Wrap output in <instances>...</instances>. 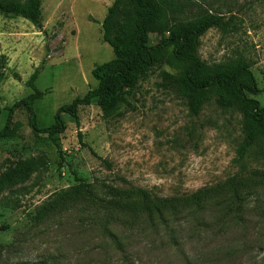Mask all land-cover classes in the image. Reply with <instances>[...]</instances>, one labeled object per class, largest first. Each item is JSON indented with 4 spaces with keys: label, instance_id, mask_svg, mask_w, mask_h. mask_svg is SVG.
Returning a JSON list of instances; mask_svg holds the SVG:
<instances>
[{
    "label": "rangeland",
    "instance_id": "1",
    "mask_svg": "<svg viewBox=\"0 0 264 264\" xmlns=\"http://www.w3.org/2000/svg\"><path fill=\"white\" fill-rule=\"evenodd\" d=\"M173 1L184 23L207 14L232 17L229 28L210 27L199 37L196 54L207 64L241 57L260 89L247 95L264 106V0ZM111 2L40 0L37 26L0 13V130L7 108L31 92L34 70L33 85L43 92L33 102L39 127L97 84L91 69L113 57L100 25ZM176 72L166 62L150 66L120 114L103 118L93 101L78 105L77 125L61 113L59 150L45 133L31 132L22 107L14 109L0 136V171L16 161L29 171L24 181L0 190V264H264V142L234 162L240 115L213 97L190 113L168 84L165 74ZM105 186L161 197L201 187L220 191L201 210L149 219L99 201L107 197ZM72 189L78 193L35 217L38 206Z\"/></svg>",
    "mask_w": 264,
    "mask_h": 264
},
{
    "label": "trees",
    "instance_id": "2",
    "mask_svg": "<svg viewBox=\"0 0 264 264\" xmlns=\"http://www.w3.org/2000/svg\"><path fill=\"white\" fill-rule=\"evenodd\" d=\"M179 7L173 0H112L100 22L101 39L113 53L107 61L95 65L91 75L97 84L80 97H74L69 103L62 104L53 113L52 122L39 127L33 110V102L43 92L38 90L33 81L37 70L27 80L31 92L13 102L7 108V116L0 130L3 136L9 127L14 109L22 107L26 111L27 124L33 134L45 133L57 150L59 143L56 136L64 129L61 113L72 117L77 125V107L92 101L99 107L103 118L120 114V108L130 107L126 98L137 80L152 65L166 62L177 68L174 76L168 77V84L185 98L190 113H198L203 102L213 97L223 108H231L240 115L242 139L236 148L234 162L239 163L247 149L257 141L264 142V106L255 98L260 89L255 83L248 64L241 57L230 58L224 62L207 64L196 54L199 37L210 27L225 30L231 26V16L223 19L221 15L207 14L192 22H182L175 16ZM0 13L20 16L37 26L40 17V0H0ZM155 37L149 40V35ZM24 162L16 161L0 171V190L25 180ZM234 198L239 200V193L234 184L228 185ZM106 198L99 201L106 205L128 211L136 218L138 215L159 219L167 213L185 208L201 210L213 196L219 193L217 186L201 187L179 197H161L137 187L116 188L105 186ZM68 193H58L52 200L38 206L35 217L41 218L55 206L57 200ZM231 209L239 208L232 203ZM237 204V205H236Z\"/></svg>",
    "mask_w": 264,
    "mask_h": 264
}]
</instances>
